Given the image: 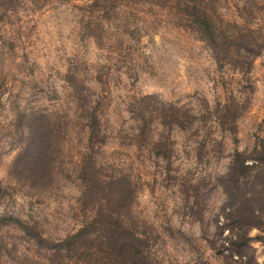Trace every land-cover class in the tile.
Returning a JSON list of instances; mask_svg holds the SVG:
<instances>
[{"label":"rangeland","instance_id":"rangeland-1","mask_svg":"<svg viewBox=\"0 0 264 264\" xmlns=\"http://www.w3.org/2000/svg\"><path fill=\"white\" fill-rule=\"evenodd\" d=\"M136 261L264 264V0H0V264Z\"/></svg>","mask_w":264,"mask_h":264},{"label":"trees","instance_id":"trees-1","mask_svg":"<svg viewBox=\"0 0 264 264\" xmlns=\"http://www.w3.org/2000/svg\"><path fill=\"white\" fill-rule=\"evenodd\" d=\"M197 9H198V7H197ZM206 19V20H205ZM205 19H203L202 21H200L201 22V24H202V26H203V32L205 33V34H207V36H209V39L213 42V44L215 45L216 44V31L214 30V25L212 24V22H210L209 20H208V18H205ZM175 118V117H174ZM241 157H242V155L240 154V153H236V163L237 164H235V166H233V170H231V171H233V172H231V173H229L228 175H227V178H229V179H231L232 181H235V180H237V177L239 176V175H237V174H239L238 173V170H245V169H247V167L246 166H244V163H243V161L244 160H242L241 159ZM86 226H85V228H83L81 231H78L76 234H74V235H71V236H69L68 238H67V240H64V241H62V242H60V243H54V244H52V246H54V248H56L57 250H59V249H62L63 247H65L66 245H68V244H70V243H75L76 241H78L79 239H81L82 237H86L85 236V234H86ZM121 234L123 235L122 236V243L124 242V235L126 236V234H127V231H125V230H121ZM132 239H134V237L132 236ZM137 239V238H136ZM42 242H45V241H43V239H40ZM51 246V245H50ZM121 246L123 247V248H125V247H127V249L125 248V250L127 251V250H130L131 248H135L134 247V245H131V246H127V244H126V241H125V243H123V245L121 244ZM135 260H137L136 258H134ZM138 261V260H137ZM137 261L135 262V264H137Z\"/></svg>","mask_w":264,"mask_h":264}]
</instances>
